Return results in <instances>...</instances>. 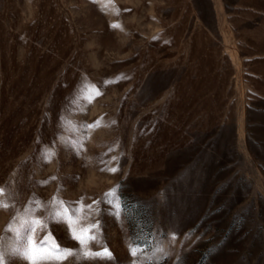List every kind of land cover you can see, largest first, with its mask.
<instances>
[{
  "label": "rangeland",
  "instance_id": "1",
  "mask_svg": "<svg viewBox=\"0 0 264 264\" xmlns=\"http://www.w3.org/2000/svg\"><path fill=\"white\" fill-rule=\"evenodd\" d=\"M0 188L5 264H264V0H0Z\"/></svg>",
  "mask_w": 264,
  "mask_h": 264
},
{
  "label": "snow or ice",
  "instance_id": "2",
  "mask_svg": "<svg viewBox=\"0 0 264 264\" xmlns=\"http://www.w3.org/2000/svg\"><path fill=\"white\" fill-rule=\"evenodd\" d=\"M112 171H115V169H112ZM4 192L5 189L0 188V195H3ZM32 203L33 202H30V206L32 205ZM8 206L9 205L6 201L0 200V207ZM49 216L57 219L58 222H65L69 224L72 237L73 239L78 241L80 248L84 250V255L106 260L112 259V253L107 247L102 248L99 252H92L90 249H88L89 242L96 239L91 231V229L95 227V225L89 226L88 228H77L76 226H74L71 217L65 219L64 215H60L58 213L54 214L52 212H49ZM15 223L16 220L14 218V220L10 222L8 228L12 229L13 224ZM43 224L44 221L34 218V214L26 209L24 215L20 217L19 224L14 230L16 231L17 237H21L24 234L25 229L28 230L27 244L24 245L22 249L13 247L11 251V255L13 257L26 260L28 264H45V262L51 261L56 262V264H61L62 261L69 257L76 258L78 255H80L77 249L65 248L58 243H53L46 247L45 243H41L35 240L36 227L38 225L40 227H43ZM172 236L174 239L175 233H173ZM129 249L132 255L136 256L138 254L140 246L137 244H130ZM156 251L162 252L163 248L158 247ZM165 255H167V253H165ZM0 264H5L4 254L2 250H0Z\"/></svg>",
  "mask_w": 264,
  "mask_h": 264
}]
</instances>
